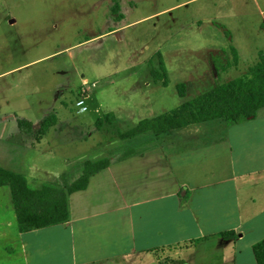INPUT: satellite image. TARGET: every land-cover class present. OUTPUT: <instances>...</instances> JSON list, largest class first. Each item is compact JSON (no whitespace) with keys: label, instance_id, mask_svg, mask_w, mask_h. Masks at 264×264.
<instances>
[{"label":"rangeland","instance_id":"obj_1","mask_svg":"<svg viewBox=\"0 0 264 264\" xmlns=\"http://www.w3.org/2000/svg\"><path fill=\"white\" fill-rule=\"evenodd\" d=\"M262 51L264 0H0V167L24 174L30 187L65 191L81 154L93 159L101 146L109 150L98 157L126 153L137 141L112 147L118 133L244 73ZM109 109L129 110L128 118L97 126ZM48 115L54 121L39 135ZM251 199L257 215L263 183L241 195L243 209ZM219 245L207 244L205 262L219 264L217 252L232 264L230 245ZM239 249L243 258L251 252ZM173 253L156 254V264H181Z\"/></svg>","mask_w":264,"mask_h":264},{"label":"crops","instance_id":"obj_2","mask_svg":"<svg viewBox=\"0 0 264 264\" xmlns=\"http://www.w3.org/2000/svg\"><path fill=\"white\" fill-rule=\"evenodd\" d=\"M123 112L104 114L110 124L128 118ZM131 139L137 144L126 153L98 157L109 150L101 146L93 159L80 155V166L101 158L107 165L83 189L65 193L62 223L18 228L9 190L0 186V264H156L155 255L167 250L175 252L171 261L207 264L209 243L229 244L232 264H255L252 252L243 258L239 248L251 251L264 236V209L256 215L254 199L243 209L240 198L264 188V106L237 123L212 119L147 131L112 147ZM227 231L232 235L223 237ZM224 259L216 252V262Z\"/></svg>","mask_w":264,"mask_h":264},{"label":"trees","instance_id":"obj_3","mask_svg":"<svg viewBox=\"0 0 264 264\" xmlns=\"http://www.w3.org/2000/svg\"><path fill=\"white\" fill-rule=\"evenodd\" d=\"M231 52L235 60L232 49ZM158 65L164 68L161 60ZM156 75L160 76L154 72V76ZM175 89L178 96H183L182 83L176 84ZM261 106H264V51L257 54L256 61L248 65L244 73L216 83L212 88L182 101L163 113L139 119L134 126L117 135L120 139H127L147 131L158 134L212 119L237 123L253 117L256 109ZM106 115L108 114L96 120L97 126L101 124L102 119H106ZM53 121V115L46 116L35 132L43 135ZM21 123L27 130L31 128L28 122ZM106 165L105 158L83 161L80 175L67 185L65 191L51 183L30 187L23 174L0 167V186H7L9 190L18 228H40L66 221L65 193L83 189L88 176ZM221 235L231 236L232 231L223 232ZM251 252L255 264H264V236L251 245Z\"/></svg>","mask_w":264,"mask_h":264},{"label":"built area","instance_id":"obj_4","mask_svg":"<svg viewBox=\"0 0 264 264\" xmlns=\"http://www.w3.org/2000/svg\"><path fill=\"white\" fill-rule=\"evenodd\" d=\"M85 84H86V83L83 82V83L81 84V87L79 88V89H80V90H79V94L81 95V98L75 101V105H76V106H79L80 110H84V109H85V107L82 105V103H83V99L86 98V96H87V94H86L87 87H86Z\"/></svg>","mask_w":264,"mask_h":264}]
</instances>
